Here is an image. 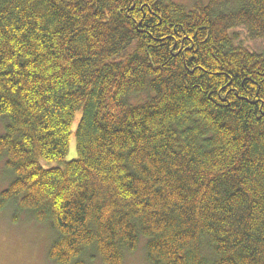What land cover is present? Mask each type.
<instances>
[{"label": "trees", "instance_id": "1", "mask_svg": "<svg viewBox=\"0 0 264 264\" xmlns=\"http://www.w3.org/2000/svg\"><path fill=\"white\" fill-rule=\"evenodd\" d=\"M237 28L264 41V0H0V208L58 264H264V49Z\"/></svg>", "mask_w": 264, "mask_h": 264}, {"label": "rangeland", "instance_id": "2", "mask_svg": "<svg viewBox=\"0 0 264 264\" xmlns=\"http://www.w3.org/2000/svg\"><path fill=\"white\" fill-rule=\"evenodd\" d=\"M191 8L192 0H172ZM208 3L209 0H203ZM236 32L246 37V32L242 28H237ZM257 49H264V41H258L254 46ZM142 95L139 98H144ZM136 98V99H139ZM81 118L78 112L73 125L74 132ZM3 131V123L0 121V133ZM77 157L75 135L71 138L70 150L66 160ZM57 166V163H51ZM11 173L5 168L0 160V193L7 187ZM16 215L18 218L16 219ZM48 222H39L30 212H21L12 204L5 208H0V264H58L49 256V249L53 240L57 237ZM143 242L138 248L126 255L123 264H150L146 258ZM88 264H104L99 258L88 261Z\"/></svg>", "mask_w": 264, "mask_h": 264}, {"label": "bare ground", "instance_id": "3", "mask_svg": "<svg viewBox=\"0 0 264 264\" xmlns=\"http://www.w3.org/2000/svg\"><path fill=\"white\" fill-rule=\"evenodd\" d=\"M193 3H194V0H192V3L189 5H193ZM234 38H235L234 42L236 43V45L242 46L249 51H255V52H262L263 51L261 49H257L254 47L255 44H257L258 41H260L259 39H251L248 35H246V37H242L239 34L234 36ZM261 41H263V40H261Z\"/></svg>", "mask_w": 264, "mask_h": 264}]
</instances>
